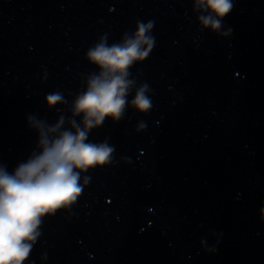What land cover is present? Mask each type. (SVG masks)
I'll return each mask as SVG.
<instances>
[{
	"label": "clouds",
	"instance_id": "clouds-1",
	"mask_svg": "<svg viewBox=\"0 0 264 264\" xmlns=\"http://www.w3.org/2000/svg\"><path fill=\"white\" fill-rule=\"evenodd\" d=\"M208 15L199 18L204 28L219 33L223 18L232 8V0H197ZM153 22L137 21L134 34L125 32L120 42L108 44L101 36L85 55L99 69L89 74L83 91L71 105L72 118L61 116L54 125L33 116L28 122L38 134L37 148L12 172L0 164V264H24L41 235L42 217L71 205L83 190L80 173L112 163L114 147L88 140L89 132L106 118L119 121L124 114L127 96L135 83L129 69L149 57L155 38L150 34ZM228 35V32L221 33ZM147 83L141 84L131 105L140 113L152 109ZM49 108L66 104L62 93L46 95ZM75 117H81L77 122ZM145 127L141 122L139 128ZM130 162V161H129ZM85 177V184L88 182Z\"/></svg>",
	"mask_w": 264,
	"mask_h": 264
}]
</instances>
